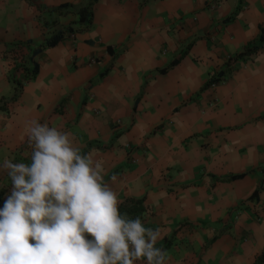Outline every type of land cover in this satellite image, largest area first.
Wrapping results in <instances>:
<instances>
[{
    "label": "crops",
    "instance_id": "1",
    "mask_svg": "<svg viewBox=\"0 0 264 264\" xmlns=\"http://www.w3.org/2000/svg\"><path fill=\"white\" fill-rule=\"evenodd\" d=\"M32 120L143 198L166 264L264 252V0H0V164Z\"/></svg>",
    "mask_w": 264,
    "mask_h": 264
},
{
    "label": "clouds",
    "instance_id": "2",
    "mask_svg": "<svg viewBox=\"0 0 264 264\" xmlns=\"http://www.w3.org/2000/svg\"><path fill=\"white\" fill-rule=\"evenodd\" d=\"M27 139L30 163L0 164L12 185L0 207V264H166L159 231L119 211L102 163L70 133L32 120Z\"/></svg>",
    "mask_w": 264,
    "mask_h": 264
},
{
    "label": "trees",
    "instance_id": "3",
    "mask_svg": "<svg viewBox=\"0 0 264 264\" xmlns=\"http://www.w3.org/2000/svg\"><path fill=\"white\" fill-rule=\"evenodd\" d=\"M85 14L82 10L80 11V15ZM62 37L61 34L55 35L52 39H50L46 45L52 46ZM247 51V50H246ZM245 52L238 53L235 57L227 60L226 65H229L232 61H234L237 57L242 56ZM36 72V67L33 68L32 74ZM214 79L210 80V83L213 82ZM119 211L121 213H126L130 218L139 217L141 221L143 220V216L146 212V208L143 204V198H125L123 201L119 203ZM253 264H264V252H262L254 261Z\"/></svg>",
    "mask_w": 264,
    "mask_h": 264
}]
</instances>
